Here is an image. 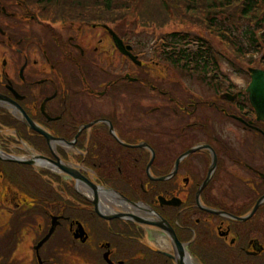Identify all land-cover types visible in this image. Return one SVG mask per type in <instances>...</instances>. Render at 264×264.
<instances>
[{
    "label": "flooded vegetation",
    "instance_id": "obj_1",
    "mask_svg": "<svg viewBox=\"0 0 264 264\" xmlns=\"http://www.w3.org/2000/svg\"><path fill=\"white\" fill-rule=\"evenodd\" d=\"M69 1L0 0V134H13L1 143L20 151L31 143L36 156L67 166L62 147L76 149L100 187L149 208L151 220L172 229L195 260L264 264V120L249 95L228 86L221 92L223 78L203 84L214 90L210 97L182 95L179 89L189 94L187 87L153 78L137 67V56L139 64L121 54L106 25L100 28L108 39L95 41L89 2ZM47 2L68 8L53 15L55 22L67 17L61 27L49 22ZM110 44L122 57L116 69L123 74L114 72ZM22 114L50 141L27 127ZM223 120L243 137L234 139L231 129L225 134ZM7 158H0V264H61L72 254L85 256L86 264H152L146 252L163 257L159 264H175L164 254L175 256V250L162 229L128 217L104 220L92 201L63 197L65 182L54 176L50 195L42 190L49 183H38L44 201L35 202L10 178L11 169L31 165ZM144 226L160 232V243L145 244ZM161 238L171 241L173 253L161 247Z\"/></svg>",
    "mask_w": 264,
    "mask_h": 264
},
{
    "label": "rangeland",
    "instance_id": "obj_2",
    "mask_svg": "<svg viewBox=\"0 0 264 264\" xmlns=\"http://www.w3.org/2000/svg\"><path fill=\"white\" fill-rule=\"evenodd\" d=\"M65 1L66 0H58V4H61ZM228 1H230L229 4H224L223 7H221L219 3L220 0H114L113 3L115 4V8L109 11L101 0H75L76 3L78 2L85 6L88 4V2L89 5H92V7L90 5L87 10H90L91 16H89V20L91 18L92 24L97 26V28L94 29L95 41L101 37L105 40L108 39L106 35H103L104 30L100 28V25L104 24V26L106 25L105 27L108 26V28L112 30L115 35L118 36V38L124 40V44L132 47V54L137 56L141 63V65L137 67L146 70V73H148L149 76H152L153 78H161L160 76L166 78L168 77V79H172V82L176 83L179 87H187L189 94H187L182 88L179 89L180 93L184 96L191 95L193 98L210 97L214 93V90H210L204 86V82H200V79L195 74L189 72L186 73L184 70H181L180 67L172 66L167 62L165 63L159 57L161 53L158 39L166 33L174 31L189 32L197 36H201L207 43L211 44L213 52L216 53L217 64H219L218 75H220V78L225 79L226 86L222 88L221 92L226 90L228 86L230 90L239 91L243 94L246 87L248 86V82L250 81L248 69L255 67L264 71L263 46H261V52L253 54H241L237 51V48L244 52L249 50L248 45L241 38V29L246 24V21L240 20L238 12L239 9L237 10L239 3L236 0H225V3ZM99 4L100 7L96 8ZM45 6L50 7L49 15H46L49 18V22L52 23L54 28L61 27L62 21H65L67 17L60 14L63 18H65V20H59L56 18L55 22V17H53V15L56 14V12L63 13L66 11V9L68 10V8L63 9L59 7V9H57L58 5H53V3L49 2H47ZM263 10L264 5L262 7V11ZM211 18L213 22L209 21ZM89 20L87 19V21ZM94 44L96 45V42ZM110 47V55L113 58V69L116 74L117 72L119 74L121 72L119 69H116V65L119 64V61H121L120 59H122V57H119L120 55L117 54L112 44H110ZM136 70V66L128 62L127 71H132L134 73ZM121 74H123V71ZM167 80L163 82H166ZM229 89H227V91H229ZM6 109L9 114L14 115L12 114V110H9L8 108ZM221 123H223L222 129L224 130L225 134L226 132L230 133L228 132V129H231V136L234 139L235 137L238 139L239 137H243V134L238 129L231 128L227 121L223 120ZM216 132L219 134L220 130L216 129ZM224 133L222 134L220 132L219 135L223 137ZM0 135L2 136V138H0V150L5 151L4 153L7 151V146L11 149V151L8 150L10 153L14 151V153H17L15 155L20 153L22 156H27V148H30L36 153V149H33L31 143L28 142L31 138L28 141L24 139V141L30 145L28 147L21 148L23 150L20 151L16 147L12 146L10 141L7 142V146L1 143V141L4 142V139H6L5 137H11L13 134H7L6 136H3L2 134ZM51 150L54 152L56 151L55 148H51ZM62 150L68 157V162H66L69 166L73 167L74 165V167L78 168L83 173L85 172L87 177L93 182L99 184V186L101 185L97 182V176H93L92 172H88L85 168H82L83 164L80 162V158L78 157V152L76 149L62 147ZM20 169L21 171L11 169L13 174L10 175V178L15 181L16 187L19 188V191L22 194L26 192L28 194H32V196L35 197V202L43 200L41 191L38 188V183L40 182L43 184L41 180L48 182L50 188L48 189V187H43L44 189L42 190L44 191L43 193L45 195H50L53 187H56L53 183L54 177L59 179L61 182H65L64 190L66 191L64 193L60 192L63 197L68 196L72 201L73 199H77L79 202L90 200L86 194L84 195V189H81L80 186H77L75 181L66 178L64 174L62 175L61 173H57L53 170L51 171L42 166L39 167L31 165L29 168H25L24 170H22V168ZM9 173L10 172H8V174ZM38 173H42V179L40 176L38 177L36 175ZM50 176L54 177L50 178ZM67 185L70 186V189H68ZM29 186L32 188H29ZM33 187L40 191V193L34 190ZM78 187L79 189H77ZM74 189L77 193L74 192ZM33 192L35 194H33ZM141 199L143 202H146L145 199ZM102 206L110 207L109 209L113 210V212L125 211L120 206L117 207L114 205L111 201H103ZM85 217H87V214ZM2 220L3 219H0V223H3ZM143 230L145 232L143 237L145 244L147 246H154V244L156 245L158 242L157 238L160 236V232L156 229L145 226L143 227ZM161 239L165 240L164 238ZM165 243L167 247L166 250L173 253L171 241L165 240ZM76 246L80 247L79 244ZM80 248L83 250L82 247ZM6 252H10V249ZM81 254L83 255L84 253L81 252ZM189 255L193 260H195V257L192 254ZM91 256L95 257L93 255ZM90 259L93 261L91 257ZM86 261L87 259L85 256L83 259H80V257L72 254L67 256L65 260L61 261V264H86ZM195 261L197 264H200L198 260Z\"/></svg>",
    "mask_w": 264,
    "mask_h": 264
},
{
    "label": "trees",
    "instance_id": "obj_3",
    "mask_svg": "<svg viewBox=\"0 0 264 264\" xmlns=\"http://www.w3.org/2000/svg\"><path fill=\"white\" fill-rule=\"evenodd\" d=\"M101 1L105 4L107 10L110 11L115 8L114 0ZM236 1L239 3L237 10L239 9L240 20L246 21V24L241 29V38L249 48L247 52L241 51L239 48H237V51L241 54L261 52V46L264 47V10L262 11L264 0ZM68 2L70 1L66 0L62 3ZM219 3L223 7L224 4H229L230 1L225 3V0H220ZM99 7L100 4L96 8ZM84 8L85 6L82 7V9ZM209 21L213 22L212 18ZM158 41L161 53L158 55L165 63L178 66L186 73L195 74L206 85H209L208 83L211 80L220 78V75H218L219 64H217L216 53L213 52L211 44L207 43L201 36L189 32L174 31L162 35ZM150 253L146 252V259L152 264H159L156 259L159 260V258L163 257L154 252L150 256ZM190 253L193 254L192 252ZM197 258L200 264H207L199 256ZM137 262V264H140L139 261Z\"/></svg>",
    "mask_w": 264,
    "mask_h": 264
},
{
    "label": "water",
    "instance_id": "obj_4",
    "mask_svg": "<svg viewBox=\"0 0 264 264\" xmlns=\"http://www.w3.org/2000/svg\"><path fill=\"white\" fill-rule=\"evenodd\" d=\"M108 30V33L110 36H112L113 42L115 44V46L118 48V50L121 52V54L126 55L127 57H129V59L136 64H139V62L137 61V57L135 55H132L131 50L132 47L128 46V45H123L122 41L118 38V36L115 35V33L110 30L108 27H106ZM248 74H250V81L247 84L248 86L246 87L245 91L246 93L249 95V101L251 106H253L256 109V114L259 118L264 120V71L258 68H249L248 69ZM22 116H24V121L27 125V127H30L32 130L36 131L38 134H40L41 136L45 137L46 140L49 142L51 139V136H49L43 129H41L40 127L38 128L37 126H35V124L29 119L27 118L25 115L22 114ZM0 157L1 158H7L9 160H12L14 162L17 163H23L26 165H32V166H40L41 161H46L48 164H52L55 167H57L58 169H60V171L62 173H65L66 175H68L71 179H73V181L77 183H81L84 187L87 186L89 189L92 190L93 192V197L92 199H90L94 205V210L96 213H98L104 220H108V219H112V218H123V217H128L129 219L134 220L136 223L138 224H142V225H147V226H156L160 229H162V231H164L168 237L170 238V240L172 241V245L173 248L175 250V256L168 254V253H164L166 254L169 258H171L172 260L175 261V264H185V262L183 261V258L185 256V250L182 246V244L179 242L178 239H176V236L174 234V232L172 231V229H170L167 225H165V223H159V222H154L153 220H147V219H143V218H139L135 215H133L132 213L130 214H124V213H117V214H112V215H108L105 216L103 215L100 210H98L99 207V199L97 197V185L95 186L88 178H84L82 176V174L79 172V170L77 168H71L65 164H63L59 158H57L56 160L53 159H49L43 156H34L32 158H30V160L27 161H23L21 159L17 160L15 158H11V156H7L5 154H3L2 152H0ZM124 201H126L127 203H130L131 205H135V203L132 202H128V200L126 198H123ZM52 228L49 230V233L51 232ZM47 238V237H46ZM45 239V238H44ZM107 256H105L106 258ZM176 257V258H175ZM108 262V261H107ZM108 264H110L108 262Z\"/></svg>",
    "mask_w": 264,
    "mask_h": 264
},
{
    "label": "bare ground",
    "instance_id": "obj_5",
    "mask_svg": "<svg viewBox=\"0 0 264 264\" xmlns=\"http://www.w3.org/2000/svg\"><path fill=\"white\" fill-rule=\"evenodd\" d=\"M41 165L39 167H44L46 169L49 170H53L58 172V169H56V167L52 164H48L46 161H41L40 163ZM77 186H80L81 189H84V195L86 194L87 197L89 199H92L93 197V192L91 189L87 188L86 186L84 187L81 183H77ZM79 189V187L77 188ZM97 197L100 199L99 201V210H101L102 213H112L113 210L109 209L110 207H106V206H102L103 201L109 202L111 201L114 205H116L117 207L120 206L122 209H124L125 211L132 212L134 214H136L137 216H141L143 218L146 219H153L152 213H150L149 208H147L146 206H144L143 204H138V205H131V204H127L126 202H124L123 199H121L120 197H118L115 193H113L112 191L105 189L103 187H97ZM161 247L163 249H167L166 247V243L165 242H161ZM183 261L185 262V264H197V262L195 260L192 259V257L185 251V256L183 258Z\"/></svg>",
    "mask_w": 264,
    "mask_h": 264
},
{
    "label": "built area",
    "instance_id": "obj_6",
    "mask_svg": "<svg viewBox=\"0 0 264 264\" xmlns=\"http://www.w3.org/2000/svg\"><path fill=\"white\" fill-rule=\"evenodd\" d=\"M30 156H31V154H30ZM21 157H25V158L27 157L28 158V156H22V155H21Z\"/></svg>",
    "mask_w": 264,
    "mask_h": 264
}]
</instances>
